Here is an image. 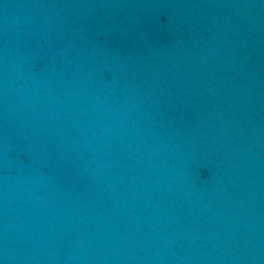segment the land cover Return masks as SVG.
Returning <instances> with one entry per match:
<instances>
[{
  "label": "water",
  "instance_id": "obj_1",
  "mask_svg": "<svg viewBox=\"0 0 264 264\" xmlns=\"http://www.w3.org/2000/svg\"><path fill=\"white\" fill-rule=\"evenodd\" d=\"M0 264H264V0H0Z\"/></svg>",
  "mask_w": 264,
  "mask_h": 264
}]
</instances>
